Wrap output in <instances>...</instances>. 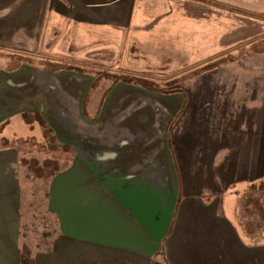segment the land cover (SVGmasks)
Listing matches in <instances>:
<instances>
[{"label":"crops","instance_id":"crops-1","mask_svg":"<svg viewBox=\"0 0 264 264\" xmlns=\"http://www.w3.org/2000/svg\"><path fill=\"white\" fill-rule=\"evenodd\" d=\"M239 1L0 0V264L32 250L34 264H264V129L196 113L187 86L93 74L99 28L145 56L184 28L176 9L236 17ZM42 208L54 231L38 250Z\"/></svg>","mask_w":264,"mask_h":264},{"label":"rangeland","instance_id":"rangeland-1","mask_svg":"<svg viewBox=\"0 0 264 264\" xmlns=\"http://www.w3.org/2000/svg\"><path fill=\"white\" fill-rule=\"evenodd\" d=\"M250 1L238 2L244 7L235 10L236 17L227 15L229 12L226 10L214 8L176 9V16H183L178 18L176 27L184 28H177L171 37L166 30L165 40L150 43L151 50L145 47V56L139 55L135 51L137 47L131 46L126 36L115 28L110 25L99 28V32L107 37L97 36L92 49H103V53L97 56L101 72L107 71L102 76L103 80L112 85L125 79L151 87L156 92H169L187 86L196 113H209L220 119L227 115V120L235 112L234 117L239 115L243 124L248 122L257 131H262L264 0ZM162 16L169 15L166 12ZM96 73L101 75L98 70ZM98 92L94 90L88 95L86 112L93 113L92 105L98 99ZM32 183L33 189L27 186L26 195L38 204L43 189L39 184ZM35 228L37 225L29 230L32 237L37 235ZM35 255L33 250L26 253L23 264H34Z\"/></svg>","mask_w":264,"mask_h":264},{"label":"trees","instance_id":"trees-1","mask_svg":"<svg viewBox=\"0 0 264 264\" xmlns=\"http://www.w3.org/2000/svg\"><path fill=\"white\" fill-rule=\"evenodd\" d=\"M85 65L86 64H84L83 62L81 63V64H78V67L83 71H86V69L84 68L85 67ZM107 71H103V72H100L101 73V75H99V74H97L96 72L95 73H93L94 74V76H95V79H97V81H101L102 80V76H103V74L104 73H106ZM97 74V75H96ZM34 170H35V168H33ZM36 172H38V173H40L41 172V169L40 168H38L37 170H36ZM33 209L36 211V205H34L33 204ZM41 210H39L38 212H40ZM32 213H33V216H34V218L36 219V220H40V223H38V225L37 224H35V223H32L31 224V226H29V229L28 230H30V228L32 227V226H35V225H37V229L35 228L34 229V232H36L37 231V235H36V238H34L35 240H34V242L36 241V243H37V245H38V250H42V249H45L46 247H48V245L50 244V242H51V238H52V236H53V231H54V228H53V224H51V222H50V220H49V217H48V215L46 214V212L44 211V208H42V212L41 213H39L40 215H38V216H40V217H35V214L37 213V212H34V211H32ZM25 229V228H24ZM27 229H26V231H27ZM28 235V232L27 233H25L24 234V236H27ZM33 242V243H34ZM44 247V248H43Z\"/></svg>","mask_w":264,"mask_h":264}]
</instances>
